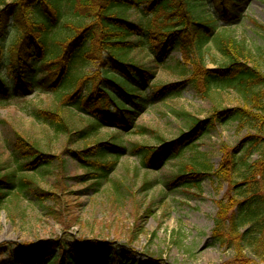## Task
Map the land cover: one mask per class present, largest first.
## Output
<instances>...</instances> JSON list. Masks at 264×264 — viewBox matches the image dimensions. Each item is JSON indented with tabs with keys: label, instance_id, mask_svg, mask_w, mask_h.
Instances as JSON below:
<instances>
[{
	"label": "trees",
	"instance_id": "1",
	"mask_svg": "<svg viewBox=\"0 0 264 264\" xmlns=\"http://www.w3.org/2000/svg\"><path fill=\"white\" fill-rule=\"evenodd\" d=\"M229 1L238 5L241 0H221L219 18L236 21L242 14ZM199 8L200 0H0V103L30 90L52 91L56 94L53 107H36L30 113L73 142L75 138L86 140L105 127L136 130L139 113L150 101L178 95L186 83L203 98H213L218 91L233 93L237 104H215L204 120L190 115L189 131L173 141L136 144L130 149L114 135L93 146L87 144L78 153L89 173L86 181L100 184L113 174L129 149L142 167L160 169L168 162V153L180 155L188 146L194 149L209 130L235 121L237 133H245L240 149L216 170L205 153L196 151L181 164L177 179L198 188L205 177L216 188L227 181L228 190L217 201L214 244L234 251L229 264H264V46H251L217 26L212 16H203ZM259 27L264 33V25ZM210 48L222 56L215 68L207 67ZM175 49L181 51L182 60L173 70L185 79L150 85L155 72L133 53L145 51L157 65L168 66ZM73 115L87 124L73 129L68 119ZM10 147L16 169L0 170V207L9 196L27 190L41 203L55 195L42 189L36 177L41 171H51L59 157L18 133ZM150 185L145 182L144 188ZM142 232L136 231L134 238ZM93 242L97 250L62 239L45 245H17L0 254L7 257L0 258V264H95L89 259L94 251L102 257L104 243ZM55 248L57 255L52 253ZM115 257L117 264L132 259H121L115 248L108 264Z\"/></svg>",
	"mask_w": 264,
	"mask_h": 264
},
{
	"label": "rangeland",
	"instance_id": "2",
	"mask_svg": "<svg viewBox=\"0 0 264 264\" xmlns=\"http://www.w3.org/2000/svg\"><path fill=\"white\" fill-rule=\"evenodd\" d=\"M220 1L200 0L198 12L212 16L217 26L247 40L251 46H264V33L259 27L264 25V0H241L238 5L229 1L228 5L242 14L240 19L231 22L220 20ZM8 39L6 37L5 44ZM133 57L155 72L156 77L150 85L185 79L173 70L182 60L180 50L171 51L168 66L157 65L145 51L136 50ZM221 59L220 53L210 48L207 67H217ZM149 89H146L148 96ZM178 92L164 100L150 101L139 113L136 130L123 132L105 127L86 140L75 138L73 142H69L66 134H57L30 113L36 107H53L56 94L52 91L30 90L24 95L4 99L0 103V170L4 173L16 169L10 146L17 133L59 158L51 171H41L36 177L42 189L55 195L41 203L31 190H27L9 196L6 205L0 207V254L17 245H45L60 239L68 244L85 243L97 250L93 242L97 239L104 243V256L118 248L121 259L131 257L126 264H229L234 251L214 244L212 237L217 201L227 192V181L216 188L211 178L205 177L202 188H198L183 185L184 179L177 177L181 164L196 151L205 153L216 170L231 153L239 150L245 133H237L235 121L220 123L209 130L196 142L194 149L188 146L180 155L168 153L169 160L160 169L142 167L139 157L130 152L136 144L160 145L163 140L179 138L189 131L190 115L204 120L211 115L215 104L221 107L237 104L235 95L228 91L203 98L186 83ZM68 119L73 129L87 124L79 115ZM143 128L148 131L141 132ZM114 135L130 148L129 152L121 157L108 179L100 184L86 181L89 173L78 151L87 144L93 146L99 141L110 140ZM61 161L64 165L59 164ZM145 182L151 185L144 188ZM139 230L143 232L134 238ZM52 253L57 255L58 248ZM92 256H96L95 251ZM105 260L106 257L103 264ZM113 260V264H117L119 258Z\"/></svg>",
	"mask_w": 264,
	"mask_h": 264
}]
</instances>
